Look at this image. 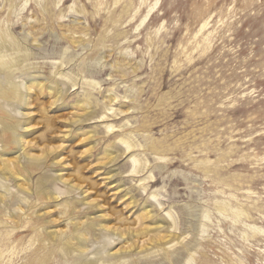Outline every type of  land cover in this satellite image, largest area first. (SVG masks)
I'll return each mask as SVG.
<instances>
[{
  "label": "rangeland",
  "instance_id": "1",
  "mask_svg": "<svg viewBox=\"0 0 264 264\" xmlns=\"http://www.w3.org/2000/svg\"><path fill=\"white\" fill-rule=\"evenodd\" d=\"M0 38L2 59L22 61L6 72L8 87L46 83L28 96L31 131H13L44 167L20 171L31 192L24 214L0 210V264H78L45 236L69 237L72 223L135 232L106 246L89 231L98 264H119L105 254L126 241V264H264V0H0ZM48 88L63 99L53 105ZM106 107L117 115L101 120ZM124 137L136 144L125 154ZM3 139L1 159L16 162L18 147ZM108 152L119 159L101 166ZM58 154L65 169L52 164ZM129 155L143 172L131 174ZM58 174L100 210L74 206L76 194H33ZM143 241L148 250L134 255Z\"/></svg>",
  "mask_w": 264,
  "mask_h": 264
},
{
  "label": "bare ground",
  "instance_id": "2",
  "mask_svg": "<svg viewBox=\"0 0 264 264\" xmlns=\"http://www.w3.org/2000/svg\"><path fill=\"white\" fill-rule=\"evenodd\" d=\"M72 42H74V41H72ZM4 47H5V41L2 38H0V113H1V116H0V122H1V124H0V138L2 136V138L0 139V143H3V141H4L3 137L5 136L6 139H9L12 142V143H10L11 146H13V147L17 146L18 147V150H17L18 152H17V155L15 156L16 162H11L7 159H1V156H0V210L1 209H5V210L11 209V207L15 206L16 208L12 209V213L15 212V214H16V212H17L20 214H24L25 211H24L23 205H24V207L26 206L28 195H31V192L29 193L28 187L24 186L25 184L28 183V180H26V178L25 179L19 178V175L21 173L20 171H22V170L27 171V169H34L35 170L38 167L43 166L44 164L42 162L43 159H41V155H32V154H28L27 152H25V148L27 145H29L30 142L26 141L24 136L22 134H20L19 132L16 133L13 131H14L16 126L20 130H22L23 133L25 132L27 134L29 131H31V126L29 125V123L27 121H25V120H28V118L31 115V113L28 111L29 101H30L28 96H29L32 89H36V91H39L43 87H46V83H42V81H39L36 77H33V79H28L27 77H25L24 82H14L12 85L10 84V87H8V84L5 83V81H4V76H5L6 72H12L11 71L12 69L18 70L22 61H20L19 59H12L8 62H7V60L4 61L2 59V55H1L4 51V49H6ZM18 57H16V58H18ZM57 74H59V73H57ZM74 82L75 81L73 80V83ZM74 84H72V85H74ZM88 84L90 86L91 83L88 82ZM92 85L97 86L98 83L94 82V84L92 83ZM48 89H49L48 93L50 95L54 96L53 105L58 103L59 101H61L63 99L62 90L60 88L57 89L56 91L53 90V92L51 91V88H48ZM115 99H116L115 97L111 98L109 103L112 101H115ZM80 105L81 104L78 103V107ZM7 108L9 109L8 112L6 111ZM20 108L24 109V110H23V112L19 113L18 109H20ZM105 110H106V112L108 111V113H106V115L102 114L101 120L107 119L109 116L114 117L117 115L116 114L117 112L115 110H113L112 107H106ZM11 112L13 113V116H15V117L10 118L9 120L10 121L12 120L13 123L16 122V125L10 124V123L8 125H5V122H7V120L4 119V117L9 116V113H11ZM17 114L20 117H17ZM91 114H92V112H87L84 115V117L87 118V117L91 116ZM80 118H78V120H75L71 123L75 124L77 122H80L81 121ZM115 127L116 126H114L112 124H107L105 126V129L107 132L114 133V132H117V130H115ZM69 131L70 130H67V132H69ZM68 135L69 134H65L63 136V138L67 137ZM120 142L125 146L124 154L129 153L130 150H132L136 147L135 146L136 144L131 142L128 137H124V138L120 139ZM0 148H1V150L5 149V148H3V144L0 146ZM54 150H55V148L48 147V149L46 151L49 154H53ZM58 157H60L59 154L56 155L52 164H53V166L63 167L64 159L61 157L60 158H58ZM118 159H119V156H112V153L108 152L105 154V156L103 158L100 159L98 164H100L101 166L104 165V167H106L110 164L116 163ZM129 160H131V162H132L131 174H133L135 176L136 174L143 172V169L145 168V165L143 163H142L143 165L141 166V163L139 162V160H137L133 155L130 156ZM63 168L65 169V167H63ZM64 175L65 174H58L57 176H54V177L47 176V180L37 182V186H36V188L34 190L35 192H33V194H35L38 197H44L45 199L51 198L53 200H57L58 198L61 197V195H70V194L74 195V194H76L77 197L80 196V199L74 201V206H75L76 202H79L77 204H79L81 207H85L86 209H89V208L99 209L100 208L97 204L94 203L93 200L89 199L87 190H84L80 184L73 182L71 179L64 178L63 177ZM113 177H115V174H109L108 179L111 180ZM147 177L149 178L151 176L149 175ZM15 181H18V182H17V184L14 185ZM19 181H26L27 183H24V185H22V184H19ZM58 184L62 185L63 190L59 191V192L53 191V189H55V187ZM29 188H30V186H29ZM59 189H62V188H59ZM129 204H132V201L127 203V205H129ZM73 210H74V207H73ZM10 211L11 210H9L8 212H10ZM68 211H70V208H68L67 211L64 210V213H68ZM44 214H47V212H44L42 215H44ZM15 216H17V215H15ZM102 217H103L102 215H99L96 218H102ZM141 217L143 218L145 216H141ZM141 217H140V219H141ZM20 220H19V222H20ZM12 221L13 220H11V222ZM50 222H53V221L50 220ZM82 224L83 223H72V225H71L72 228L70 230V232L72 234L69 237H66L65 232L60 231V229L59 230H52L50 232L45 231L46 232L45 236L51 242H53L54 245L56 244L58 247H60L62 255L63 256L75 255V257H78V259H79L78 264H98L97 262L99 259L97 261H94V262H93V260L88 259L89 251L86 248V246H88V245H86V241H87L86 235L89 233V231L91 233L94 230H98L97 233H94V235H96V236L99 235L100 237H102V239H105V243H106L105 245L106 246L107 245L111 246L114 244H115L114 246H117L119 243H116V240H119V239L124 240L126 238L125 237L126 235H127V237H129V236L132 237L133 235L136 237L135 232L133 233V231H129L130 230L129 228H125L124 230H122V229H118V227H117V228L113 229L111 226L106 225V224H99L97 229H94L96 227L94 225H92L91 227H89V230L87 232H82L79 229L80 226H82ZM139 224H141V221H139ZM29 230H30V228H29ZM114 237H116V239ZM134 240H135V238H134ZM176 241H178V240H176ZM144 242H146V241H143L140 244L141 246L144 245V246L140 247V248H144V249L143 250L139 249L134 255H139V254L145 252L146 250H148V248L146 249L147 246H145ZM171 242L172 241H170V240H168L167 243L165 242V244H163L164 248L162 250L166 249L165 247H167V245H169ZM131 247L132 246L129 244V242L126 241L125 245L121 249L118 248V249L112 251L110 254L106 253L105 254V258H106L105 260L108 261L107 258H110V260L112 261L113 258H115V260L116 259L119 260V258H120V260H122V261L118 262V263L119 264H126L128 257H129L130 250L132 249ZM170 247L171 246H168L167 248L169 249ZM152 249H153V247H152ZM155 249H156V247H155ZM187 250H188V248H187ZM164 251H166V250H164ZM152 253H153V251H152ZM126 258H127V260H125ZM44 261H45V258H39V259H36L34 261V264H42ZM100 264H104V262L100 263Z\"/></svg>",
  "mask_w": 264,
  "mask_h": 264
}]
</instances>
